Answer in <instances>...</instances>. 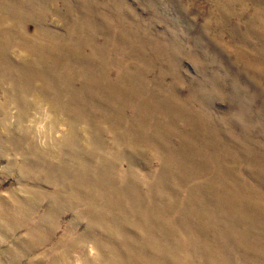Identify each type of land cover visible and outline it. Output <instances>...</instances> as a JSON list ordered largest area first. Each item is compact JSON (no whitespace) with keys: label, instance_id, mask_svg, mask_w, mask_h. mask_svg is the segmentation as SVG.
Listing matches in <instances>:
<instances>
[{"label":"rangeland","instance_id":"374dc122","mask_svg":"<svg viewBox=\"0 0 264 264\" xmlns=\"http://www.w3.org/2000/svg\"><path fill=\"white\" fill-rule=\"evenodd\" d=\"M0 264H264V0H0Z\"/></svg>","mask_w":264,"mask_h":264}]
</instances>
